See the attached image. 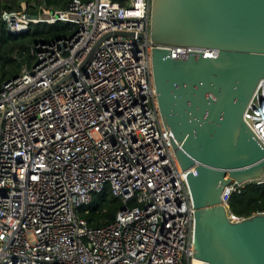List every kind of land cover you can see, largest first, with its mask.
I'll return each mask as SVG.
<instances>
[{
	"label": "built area",
	"instance_id": "1",
	"mask_svg": "<svg viewBox=\"0 0 264 264\" xmlns=\"http://www.w3.org/2000/svg\"><path fill=\"white\" fill-rule=\"evenodd\" d=\"M150 3L69 0L62 10L3 13L11 36L41 23L68 33L36 43L32 64L0 87V264H192L194 209L157 107ZM116 31L132 36L104 39L79 69ZM170 50L177 59L194 49ZM244 119L264 146V80ZM246 184L223 189L231 221L242 217L229 197ZM103 193L122 207L93 227L80 210Z\"/></svg>",
	"mask_w": 264,
	"mask_h": 264
},
{
	"label": "water",
	"instance_id": "2",
	"mask_svg": "<svg viewBox=\"0 0 264 264\" xmlns=\"http://www.w3.org/2000/svg\"><path fill=\"white\" fill-rule=\"evenodd\" d=\"M110 36L132 33L101 37L79 69ZM149 38L159 115L194 209L202 263L192 264H264V213L231 221L222 201L233 181L264 179V146L244 119L264 80V0H151ZM170 47L194 50L174 59Z\"/></svg>",
	"mask_w": 264,
	"mask_h": 264
},
{
	"label": "trees",
	"instance_id": "3",
	"mask_svg": "<svg viewBox=\"0 0 264 264\" xmlns=\"http://www.w3.org/2000/svg\"><path fill=\"white\" fill-rule=\"evenodd\" d=\"M69 0H0V87L20 74L24 66L33 62L32 49L36 43L64 36L68 26L62 23L36 24L31 31L18 36L6 32L2 20L4 12L35 14L40 6L50 10L64 9ZM89 1V0H81ZM124 6L128 0H111ZM132 203H130L131 205ZM231 213L239 217H247L255 213H264V179L247 183L239 193H233L228 200ZM122 207L119 199L110 193L94 196L92 202L80 210V214L93 227L105 225L114 220Z\"/></svg>",
	"mask_w": 264,
	"mask_h": 264
},
{
	"label": "bare ground",
	"instance_id": "4",
	"mask_svg": "<svg viewBox=\"0 0 264 264\" xmlns=\"http://www.w3.org/2000/svg\"><path fill=\"white\" fill-rule=\"evenodd\" d=\"M192 260H193V261H197V262H200V263H202V261H201V260H199V259H196V258H193Z\"/></svg>",
	"mask_w": 264,
	"mask_h": 264
}]
</instances>
